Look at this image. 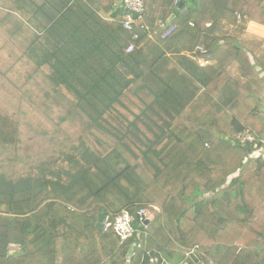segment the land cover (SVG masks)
Here are the masks:
<instances>
[{
	"label": "trees",
	"instance_id": "16d2710c",
	"mask_svg": "<svg viewBox=\"0 0 264 264\" xmlns=\"http://www.w3.org/2000/svg\"><path fill=\"white\" fill-rule=\"evenodd\" d=\"M11 1L40 6L52 29L64 22L62 76L95 129V170L66 185L0 176V264H264V42L246 32L264 26V0H145L136 40L118 0ZM194 51L215 62L204 74L182 55ZM168 54L185 70L168 69ZM112 112L126 143L103 135ZM243 131L253 144L236 140ZM122 210L134 234L121 243L96 222Z\"/></svg>",
	"mask_w": 264,
	"mask_h": 264
},
{
	"label": "crops",
	"instance_id": "0c3cea01",
	"mask_svg": "<svg viewBox=\"0 0 264 264\" xmlns=\"http://www.w3.org/2000/svg\"><path fill=\"white\" fill-rule=\"evenodd\" d=\"M120 5L118 0L117 6ZM0 10V176L11 182L20 178H42L66 185L81 169H86L88 175L93 174L95 160L89 155L95 153V129L89 126L85 115L73 112V94L67 90L65 83L68 82L62 76L65 62L61 23L64 22L55 23L52 29L38 5L22 8L19 3L0 0ZM99 16L105 22L113 21L111 13L101 12ZM246 32L264 42V26L250 22ZM196 51L193 55H182L190 56L204 74L202 70L213 67L215 62L196 55ZM167 56L171 60L168 69L174 66L185 70L175 60L177 55ZM29 87L38 89V96L30 100L50 101L45 103L46 111L42 115L49 127L39 130L38 122L34 125L21 122L24 113L17 110L16 100H28L25 89ZM107 114L100 123L103 128ZM80 124L84 128H80ZM103 135L106 136L105 128ZM27 139L31 142H26ZM33 145L39 149H32ZM257 154L255 152L254 156L258 157ZM3 168L12 169L18 176L1 171Z\"/></svg>",
	"mask_w": 264,
	"mask_h": 264
},
{
	"label": "built area",
	"instance_id": "2783aa9c",
	"mask_svg": "<svg viewBox=\"0 0 264 264\" xmlns=\"http://www.w3.org/2000/svg\"><path fill=\"white\" fill-rule=\"evenodd\" d=\"M121 6L124 9V17L121 25L122 29L132 35V39L138 38V30H146L143 17L145 15V0H120ZM179 0H176L178 3ZM240 16H238L239 18ZM193 26L192 23L189 24ZM209 26V24H207ZM202 50L201 47L197 48ZM134 50V44L131 43L125 49L126 53H131ZM236 140L241 144H253L255 142V136L249 131H243L236 136ZM264 160V149H260L257 152ZM138 219L141 223L148 220V212L145 209H140L137 213ZM143 225V224H142ZM101 228L104 232L112 230L119 238L120 242H125L132 238L134 234V228L132 226V218L126 210L113 215L112 217L106 216L103 218ZM192 253V252H191ZM133 255V254H132ZM146 264H169L168 261L160 256H150Z\"/></svg>",
	"mask_w": 264,
	"mask_h": 264
},
{
	"label": "rangeland",
	"instance_id": "374dc122",
	"mask_svg": "<svg viewBox=\"0 0 264 264\" xmlns=\"http://www.w3.org/2000/svg\"><path fill=\"white\" fill-rule=\"evenodd\" d=\"M11 1V0H9ZM2 11V10H0ZM198 48V47H197ZM25 91L27 92V95H25L28 100H16V106H17V110H21L23 113H24V116L22 117V120L21 122L22 123H26V122H32L33 125L38 122L39 123V130L40 129H43L45 127H49V125L46 123V121H44L42 115L45 114V108H46V104L50 103V101H47V100H42V99H38V100H30V99H33V98H36L38 96V89L36 88H26ZM46 103V104H45ZM123 103H124V106L127 108L126 111H135V107L133 105V103H135L136 105H139L140 102H138L137 100H135L134 102H130L128 100H123ZM45 104V105H44ZM120 112L119 114H121L123 117L125 118H128L129 116L127 115V112L126 111H123L121 109H119ZM118 110V111H119ZM105 119H106V123L103 124L104 128H105V131L107 134L109 135H118L119 137L122 136V139H123V142L126 143V140H125V126L123 125L122 123V118L119 117L118 114H115V113H109L105 116ZM80 128H84V126L82 124H80ZM82 132V130H81ZM33 141V140H32ZM26 142H31L30 139H27ZM40 143H43L41 141H38ZM44 144V143H43ZM46 145V144H44ZM32 149L34 150H37L39 149L38 147L36 146H31ZM1 171H4V172H9L11 173L12 176H18V175H15V171H13L12 169L10 170H7V168H3V170ZM22 172V170H20ZM14 173V175H13ZM12 251H16V247H12L11 249Z\"/></svg>",
	"mask_w": 264,
	"mask_h": 264
},
{
	"label": "water",
	"instance_id": "95a60500",
	"mask_svg": "<svg viewBox=\"0 0 264 264\" xmlns=\"http://www.w3.org/2000/svg\"><path fill=\"white\" fill-rule=\"evenodd\" d=\"M182 7V4L179 6V8ZM264 140V137L262 138V140L259 142V144L257 145V147H260L261 144H262V141ZM103 218H104V215L103 214H99L98 215V220L96 222V228L100 229L101 228V224H102V221H103ZM149 223V220H145L143 225L140 227V231L145 227L147 226ZM9 255L11 256H18V255H21V253L19 251H9Z\"/></svg>",
	"mask_w": 264,
	"mask_h": 264
}]
</instances>
